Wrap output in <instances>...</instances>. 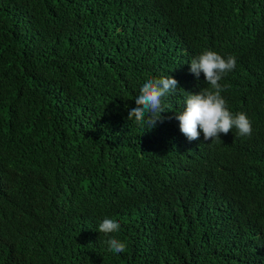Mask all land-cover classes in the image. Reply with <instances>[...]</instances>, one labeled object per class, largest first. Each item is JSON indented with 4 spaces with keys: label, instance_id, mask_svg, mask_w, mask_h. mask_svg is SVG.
<instances>
[{
    "label": "trees",
    "instance_id": "16d2710c",
    "mask_svg": "<svg viewBox=\"0 0 264 264\" xmlns=\"http://www.w3.org/2000/svg\"><path fill=\"white\" fill-rule=\"evenodd\" d=\"M205 50L251 137L181 133ZM168 76L162 121L130 120ZM0 264H264V0H0Z\"/></svg>",
    "mask_w": 264,
    "mask_h": 264
},
{
    "label": "clouds",
    "instance_id": "9594fccd",
    "mask_svg": "<svg viewBox=\"0 0 264 264\" xmlns=\"http://www.w3.org/2000/svg\"><path fill=\"white\" fill-rule=\"evenodd\" d=\"M236 57L225 58L213 50H205L190 61V72L197 78L204 74L206 87L199 93L187 92L182 111L177 112L176 119L182 134L189 141L198 140L201 131L204 140L215 142L221 134L227 135L233 129L235 135L251 137L253 133L252 121L244 112L233 114L222 92L226 86L220 81L236 67ZM178 88V81L171 77L148 78L142 84L139 95L135 98V107L129 111V119L134 118L137 124L147 123L154 127L157 121H162L165 109L162 99ZM147 117V120L145 119ZM120 223L105 217L98 225V231L105 235L120 230ZM109 250L115 253L125 251L126 244L114 236L108 240Z\"/></svg>",
    "mask_w": 264,
    "mask_h": 264
}]
</instances>
